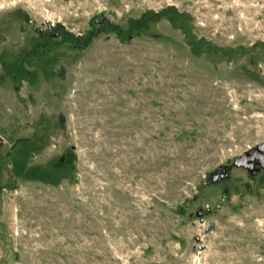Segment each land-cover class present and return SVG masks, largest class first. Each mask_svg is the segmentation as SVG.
<instances>
[{
	"label": "rangeland",
	"instance_id": "obj_1",
	"mask_svg": "<svg viewBox=\"0 0 264 264\" xmlns=\"http://www.w3.org/2000/svg\"><path fill=\"white\" fill-rule=\"evenodd\" d=\"M262 144L264 0H0V264H264Z\"/></svg>",
	"mask_w": 264,
	"mask_h": 264
},
{
	"label": "flooded vegetation",
	"instance_id": "obj_2",
	"mask_svg": "<svg viewBox=\"0 0 264 264\" xmlns=\"http://www.w3.org/2000/svg\"><path fill=\"white\" fill-rule=\"evenodd\" d=\"M249 166L248 173L251 176H256L264 171V150H259L255 154L245 159ZM225 172V171H224Z\"/></svg>",
	"mask_w": 264,
	"mask_h": 264
},
{
	"label": "water",
	"instance_id": "obj_3",
	"mask_svg": "<svg viewBox=\"0 0 264 264\" xmlns=\"http://www.w3.org/2000/svg\"><path fill=\"white\" fill-rule=\"evenodd\" d=\"M259 150H264V144L259 145V146L255 147L253 150H251V151H249L248 153L244 154L240 159H238V160L235 161L234 165H235L236 167L244 168V169H247V170H248L249 166H248V164H247V161H245V159H246L247 157L252 156L253 154H255V153H256L257 151H259ZM221 178H222V177L219 176L218 171H215L214 174H212V175L209 177V179H208L206 185H207L208 187H209V186H212L213 184H215L216 182H218L219 180H221Z\"/></svg>",
	"mask_w": 264,
	"mask_h": 264
},
{
	"label": "trees",
	"instance_id": "obj_4",
	"mask_svg": "<svg viewBox=\"0 0 264 264\" xmlns=\"http://www.w3.org/2000/svg\"><path fill=\"white\" fill-rule=\"evenodd\" d=\"M143 21L142 20H140V21H138L135 25H137V30H139V31H143V30H146L147 29V25H145V24H143L142 23Z\"/></svg>",
	"mask_w": 264,
	"mask_h": 264
}]
</instances>
